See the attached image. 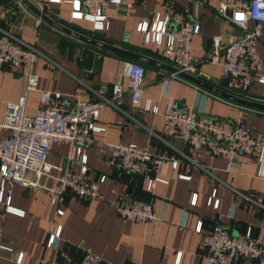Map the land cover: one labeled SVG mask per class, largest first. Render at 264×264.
Masks as SVG:
<instances>
[{"label":"crops","instance_id":"obj_1","mask_svg":"<svg viewBox=\"0 0 264 264\" xmlns=\"http://www.w3.org/2000/svg\"><path fill=\"white\" fill-rule=\"evenodd\" d=\"M30 1L37 7L42 2L40 9L44 13L78 32L165 62L155 45L144 42L136 25L144 18L152 19L156 12L167 9L180 12L200 25L199 32L192 37L191 52L200 61L199 67L209 73L206 80L227 89L221 67L222 48L217 58L211 59L213 37L221 35L223 46L238 28L217 12L220 0H121L109 6L110 25L103 30H95L90 21L74 17L72 5L66 0ZM2 30L35 45L39 51L32 66L39 77L38 89L28 93L29 113H34L39 105V89L57 90L73 99L76 96L98 99L108 94L109 85L124 73L129 61L145 66V79L139 105L131 103L124 79V94L115 104L105 105L95 121L103 129L91 133L93 141L86 149V171L81 176L90 180L104 173L105 179L98 185L104 198L85 200L66 189L62 200L54 204L52 197L59 194L56 180L59 168L43 176L37 187L13 184L9 202L12 209L6 207L4 198L0 199V244L5 245L0 248V264H17L19 253L23 264H57L65 247L74 260L90 249L99 253L106 264H211L201 255V241L217 216L231 233L241 234L251 228L264 244V208L260 205L264 199V176L260 174L264 171V160L259 158L260 152L264 157V146L244 155L238 167L227 169L226 156L213 155L205 147L196 149L166 136L162 116L168 97L173 96L177 103L209 117H242L264 145V110L208 93L206 88L165 68L79 39L45 21L22 0H0ZM256 48L261 56L260 73H264L263 39ZM96 55H101L100 69L92 72ZM25 70L0 66V121L6 103L15 101L24 86ZM245 92L244 97L264 101V83L258 80ZM8 132L0 126V138ZM112 142L148 145L153 152L167 149L177 155L178 166L164 163L159 175L168 181H158L148 190L147 180L141 175L116 169L107 162ZM67 151L66 143L53 141L47 161L57 167L69 165L80 172L81 163L68 160ZM179 173L189 177H180ZM214 190L219 198L217 208L208 204ZM195 193L197 199L193 204ZM118 195L136 201L150 200L160 220L156 223L124 220L110 202ZM57 207L63 213H58ZM199 220L202 230L196 231ZM58 225H61L58 239L46 245L49 233ZM179 251L180 259L176 262ZM245 260L235 264H245Z\"/></svg>","mask_w":264,"mask_h":264},{"label":"built area","instance_id":"obj_2","mask_svg":"<svg viewBox=\"0 0 264 264\" xmlns=\"http://www.w3.org/2000/svg\"><path fill=\"white\" fill-rule=\"evenodd\" d=\"M121 0H66L72 5V15L91 22L95 30L109 27L108 8ZM39 8L42 2L38 3ZM217 12L226 18L237 30L231 32L229 40L222 46V36L213 37L214 52L211 59L217 58L220 49L223 53L221 62L222 75L228 90L249 89L255 80L264 83V73H260L261 56L256 45L264 40V0H220ZM39 19H37V23ZM144 36V42L152 43L164 60L201 78H210L209 73L199 67V60L191 52V40L199 32L196 20L186 18L180 12L167 9L156 12L152 19L144 18L136 25ZM39 51L35 45L21 41L7 30L0 31V66L26 68L25 83L15 101H8L0 126L9 132L0 138V199L10 205L12 185L19 183L32 188L41 185L43 176L51 175L53 168H59L56 176L59 194L52 197V202L61 201L66 189L73 190L85 200L104 198L98 185L105 179L102 173L96 179H85L81 173L86 171V149L92 144L91 133L103 129L96 124L101 109L107 104H115L124 94V79L127 80L130 101L133 105L141 102V91L145 79V66L141 62L129 61L124 73L110 85L109 93L98 99H82L57 90L39 89V105L34 113L26 111L28 93L38 89V74L32 66ZM208 58V57H207ZM164 82L167 84L168 80ZM107 88V85H103ZM157 111V107L153 109ZM163 131L166 136L178 138L193 148L205 147L213 155L227 158V169L238 167L246 154H252L262 141L252 133L251 127L242 118L209 117L198 113L195 108L177 103L169 96L162 111ZM53 141L67 144V159L81 163L80 172L71 166L57 167L47 161ZM110 153L107 162L119 170L132 171L147 180V189L152 190L158 181L168 179L159 175V170L166 162L178 166V157L167 149L151 151L148 145L134 142L109 143ZM262 151V150H261ZM259 158L263 162V153ZM264 163V162H263ZM264 176V171H260ZM180 177L189 175L179 173ZM197 199L195 193L191 202ZM117 214L124 220L156 223L160 215L150 200L136 201L126 195H118L111 201ZM208 204L218 207L219 198L214 190L208 198ZM264 208V199L260 204ZM58 213L63 209L56 208ZM61 225L48 235L46 245H52L58 239ZM202 230V221L195 226ZM5 245L0 244V248ZM201 255L211 264H235L246 259L245 264H264V244L247 228L241 234L231 233L217 216L214 223L205 230L201 241ZM19 253L17 264H23ZM181 252L176 253L175 261ZM57 264H106L102 256L90 249H85L78 260H74L66 249L61 250Z\"/></svg>","mask_w":264,"mask_h":264},{"label":"water","instance_id":"obj_3","mask_svg":"<svg viewBox=\"0 0 264 264\" xmlns=\"http://www.w3.org/2000/svg\"><path fill=\"white\" fill-rule=\"evenodd\" d=\"M22 1L25 2L35 13H37L41 18H43L45 21H47L51 25H53L54 27H56L62 31H65V32H67V33H69V34H71V35H73L79 39H82L86 42H89V43H92V44H95V45H98L101 47L111 49V50L116 51V52L126 54L130 57H134V58L140 59L142 61L160 66V67L165 68V69H167L173 73L178 74L179 76L185 77L188 80L193 81L197 85H200V86L210 90L211 92H214L215 94H218V95L225 97L229 100H232L234 102H237L239 104L246 105L249 107L264 110V101L253 100V99L241 96L239 94L233 93L227 89H223L221 87H218V86L210 83L206 79L201 78L195 74L189 73L187 71L179 70L176 66H174L168 62L156 59L154 57H151V56L143 54V53H138V52H134L131 50H127V49L118 47L116 45L107 43L105 41H101L99 39L85 35L81 32H78V31H76V30L52 19L50 16H48L46 13H44L39 7H37L30 0H22ZM100 64H101V55H96L95 62H94L93 68H92V72L98 71L100 69Z\"/></svg>","mask_w":264,"mask_h":264},{"label":"trees","instance_id":"obj_4","mask_svg":"<svg viewBox=\"0 0 264 264\" xmlns=\"http://www.w3.org/2000/svg\"><path fill=\"white\" fill-rule=\"evenodd\" d=\"M203 78H205V77H203ZM205 79H209V78H205ZM200 87V86H199ZM226 87V86H225ZM203 88V87H202ZM227 88V87H226ZM204 89V88H203ZM208 93H212V92H210L209 90H207V89H205ZM248 89H243V90H231L232 92H235V93H238V94H240V95H246L245 93V91H247ZM214 223V222H213ZM64 249H67L68 251H69V249H68V247H65Z\"/></svg>","mask_w":264,"mask_h":264}]
</instances>
